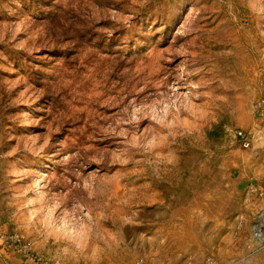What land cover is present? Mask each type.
<instances>
[{
	"label": "rangeland",
	"instance_id": "rangeland-1",
	"mask_svg": "<svg viewBox=\"0 0 264 264\" xmlns=\"http://www.w3.org/2000/svg\"><path fill=\"white\" fill-rule=\"evenodd\" d=\"M259 73L264 0H0V264H228L230 215L263 257Z\"/></svg>",
	"mask_w": 264,
	"mask_h": 264
},
{
	"label": "crops",
	"instance_id": "crops-1",
	"mask_svg": "<svg viewBox=\"0 0 264 264\" xmlns=\"http://www.w3.org/2000/svg\"><path fill=\"white\" fill-rule=\"evenodd\" d=\"M264 128V126H263ZM264 132V131H263ZM262 145L261 150L252 158L250 155L243 156L240 158L241 165L233 168L234 166H228V192H233L234 190L240 191L239 195L245 196V192L253 191L252 188H255V190L258 188V190H264V188L261 186L260 182H258L260 185H257L255 183H250L251 186L249 187L245 180L248 178L247 175H261V169L264 173V139L260 142ZM233 169V170H232ZM264 178V175L259 176L257 180L260 181V179ZM235 179V180H234ZM264 180V179H263ZM232 197L228 193V198ZM243 215V214H242ZM244 216V215H243ZM241 223V227L244 228V226H248L250 223L249 218H232V215L228 216V264H264V254L263 257L257 258L259 256H252L251 258H248L245 254V249L243 248V242L241 240H238L237 238H234V231L238 230L237 226ZM244 224V225H243ZM248 228V227H247ZM245 250V251H244ZM261 254V253H259ZM256 254V255H259ZM177 255L171 254L169 258L165 259L164 262H167V264H179V260L176 257ZM256 258V259H255ZM10 264H20L17 259H12L8 257ZM146 260L147 264L155 263L156 260ZM255 260V262H253Z\"/></svg>",
	"mask_w": 264,
	"mask_h": 264
},
{
	"label": "built area",
	"instance_id": "built-area-1",
	"mask_svg": "<svg viewBox=\"0 0 264 264\" xmlns=\"http://www.w3.org/2000/svg\"><path fill=\"white\" fill-rule=\"evenodd\" d=\"M259 82L261 99L255 107V114L258 118V122H260L259 127H256L257 130H261V127L264 126V75L262 73H259ZM235 140L245 142V135H242L240 132H238L235 134ZM244 146H247V143H244ZM247 232L249 233L250 238L257 243L258 249L264 247V211L261 212V215L259 217L253 220L252 225L249 229H247ZM1 239L8 244L10 250L15 252L17 256L21 257V264H62L57 260H46L32 254L17 236H4ZM135 264L143 263L139 261ZM205 264L217 263L213 260H208V262H206Z\"/></svg>",
	"mask_w": 264,
	"mask_h": 264
},
{
	"label": "trees",
	"instance_id": "trees-1",
	"mask_svg": "<svg viewBox=\"0 0 264 264\" xmlns=\"http://www.w3.org/2000/svg\"><path fill=\"white\" fill-rule=\"evenodd\" d=\"M207 137L210 140H217L222 137V134L215 128L211 132L207 133Z\"/></svg>",
	"mask_w": 264,
	"mask_h": 264
}]
</instances>
